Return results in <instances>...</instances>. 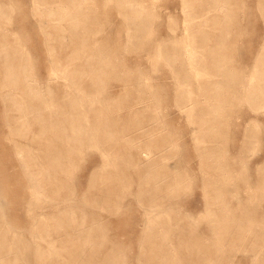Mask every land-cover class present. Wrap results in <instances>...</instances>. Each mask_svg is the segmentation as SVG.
<instances>
[{
    "label": "rangeland",
    "instance_id": "obj_1",
    "mask_svg": "<svg viewBox=\"0 0 264 264\" xmlns=\"http://www.w3.org/2000/svg\"><path fill=\"white\" fill-rule=\"evenodd\" d=\"M42 1L0 0V264H264V0H158L130 42L123 0ZM185 9L221 12L189 25L200 72Z\"/></svg>",
    "mask_w": 264,
    "mask_h": 264
},
{
    "label": "bare ground",
    "instance_id": "obj_2",
    "mask_svg": "<svg viewBox=\"0 0 264 264\" xmlns=\"http://www.w3.org/2000/svg\"><path fill=\"white\" fill-rule=\"evenodd\" d=\"M123 1H124V5L127 8V11H126L127 17H128V19L130 21V26L128 28V40L130 42L135 37V30L138 31V29H142L143 27L145 28V27H148V26L150 28L152 27L150 24H154L155 20L157 18L159 19V17L162 15V13H161L162 9L161 8L162 7L164 8V6H162L161 3H158L157 2L158 0H152L151 3H149L147 0L146 1L145 0H123ZM36 2L38 3V5H39V3H43L42 0H36ZM67 5H68L67 3L63 4V5H59V4H56L55 2H51L48 5V9L51 11V13L57 14L58 8H59V6H61L66 11V17H68L69 15H73L74 12H75V9H79L84 14H87L90 11V9H91L92 12L94 11V10H92L93 8L91 7V3H88L87 0L76 1L75 4H74V8H70V7H68L69 5L68 6ZM213 5L215 7H217V8L224 9V8H227L229 3L222 2L220 0H215L213 2ZM45 6H46V3H45ZM184 6H186L185 3H184ZM189 6H191V4ZM95 10H96V8H95ZM184 12L186 13L187 16H185L184 21H182V23L184 25V27H183L184 37H182V39L187 42L186 43L187 44L186 53L188 54L190 62L192 63V68L197 69V72H200L201 70L198 67V65L196 64L197 48H196V46L194 44H190L192 39L190 38V36L187 35V33H189V30H188L189 29V25L196 24V23H202V20H204L207 17H209L208 15L205 16V14L212 13V14H216L215 15L216 17H220L219 15L221 14V12H218V11H212V12H209V11L208 12L192 11V10H188V9H185ZM189 14H191V15H189ZM210 17H213V16H210ZM132 18L134 20H136L135 23L131 22ZM168 18H169V20L171 22L174 21V22L177 23V25L179 24L177 16H175L172 11L168 13ZM61 19H62V15H61ZM159 22H161V21H159ZM68 27L69 26H67L65 28H68ZM70 28H71V30L74 29L73 24L70 25ZM160 35H163V34H161V32H160ZM161 42H163V41H161ZM52 51L53 50H51V54L53 53ZM69 55L73 56L74 55L73 51L71 53H69ZM263 56H264V44H263V49L260 50L259 53H258L257 59L259 60ZM227 75H228V73H227ZM226 78H228V76H226ZM201 101H202L201 99L190 98L188 103L201 102ZM182 110L185 111L186 107L182 108ZM253 121L256 122V123H260L258 117H254ZM137 138H138V132L133 133V132H130L129 130L127 131L125 139H126V143L129 142V150H128L129 153L127 155L128 158H131L132 161L134 159L136 161H138V162L144 161V162H146L145 164L148 165V168L156 160H157V163H158L159 162L158 158H157L158 154H156V152L151 147V145L147 144L146 146L142 147V146H139L138 144H134L135 140H137ZM81 149H84V148L81 147ZM220 150L221 149H220L219 145H212V146L210 145V147H209L210 153H218V154H216L217 157L221 156V151ZM125 156H126V153L125 154H123V153L113 154L112 157H111L113 164L116 162V159L124 160ZM35 157L38 158V156H35ZM59 157L70 158L71 156L70 155L54 156L53 157L54 159H50L46 163H43L41 161L40 162L41 167L34 172L35 173V176L33 177L34 185L38 189H41V191H43L42 190L43 188L47 187V186L44 187V185L47 184V182H48V180L50 178L52 179V176H54L52 169L57 168L59 162L57 161V164H56L55 163V158H59ZM38 162H39V160H38ZM63 163H64V165H66V164L70 165L71 158L68 159V161L67 160L65 162L63 161ZM229 164L227 166L228 168H230ZM225 167H226V164H225L224 168ZM41 214L42 215H46L47 212L45 211V213L42 212ZM50 243L51 244L55 243V239L50 238Z\"/></svg>",
    "mask_w": 264,
    "mask_h": 264
},
{
    "label": "crops",
    "instance_id": "obj_3",
    "mask_svg": "<svg viewBox=\"0 0 264 264\" xmlns=\"http://www.w3.org/2000/svg\"><path fill=\"white\" fill-rule=\"evenodd\" d=\"M2 7V4L0 3V8ZM0 11H1V13L3 14V13H6V11H4V10H2V9H0ZM10 40H12L11 38H10Z\"/></svg>",
    "mask_w": 264,
    "mask_h": 264
}]
</instances>
